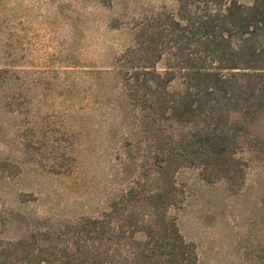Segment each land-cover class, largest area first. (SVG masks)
Listing matches in <instances>:
<instances>
[{"label":"rangeland","instance_id":"rangeland-1","mask_svg":"<svg viewBox=\"0 0 264 264\" xmlns=\"http://www.w3.org/2000/svg\"><path fill=\"white\" fill-rule=\"evenodd\" d=\"M170 244L263 264L264 0H0V264Z\"/></svg>","mask_w":264,"mask_h":264},{"label":"trees","instance_id":"trees-1","mask_svg":"<svg viewBox=\"0 0 264 264\" xmlns=\"http://www.w3.org/2000/svg\"><path fill=\"white\" fill-rule=\"evenodd\" d=\"M227 70H231V69H238L237 66H226ZM192 71L194 72V75L197 77L200 76H207L208 74H210L207 70L203 69V68H193ZM178 244H170V248L172 249V252L169 253L168 255V260H165V262L161 263V264H198L197 260L195 259V255L194 256H188L185 252H183V248L181 246H179V248L176 246ZM164 253V252H162ZM157 256H161L160 253H158ZM163 256V255H162ZM189 257V258H188ZM145 258H147V255H145ZM159 261L161 260H157L155 261L154 264H158ZM263 264H264V260H263Z\"/></svg>","mask_w":264,"mask_h":264}]
</instances>
